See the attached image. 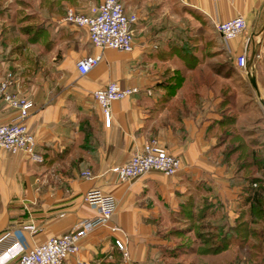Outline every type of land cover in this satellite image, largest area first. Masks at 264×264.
<instances>
[{
	"label": "crops",
	"instance_id": "obj_1",
	"mask_svg": "<svg viewBox=\"0 0 264 264\" xmlns=\"http://www.w3.org/2000/svg\"><path fill=\"white\" fill-rule=\"evenodd\" d=\"M100 1L42 0L33 15L48 38L24 48L33 61L37 52L38 61L19 63L13 52L0 57V81L10 74L8 90L32 102L25 122L42 156L33 162L22 150L0 148V237L10 231L16 241L13 249L10 240L0 241V250L7 249L0 262L17 264V247L93 218L83 196L96 188L115 198L116 209L106 225L80 239L79 255L91 264H264V240L251 230L264 234V206L251 213L237 153H226L244 144L264 151V0H122L126 13L137 16L129 52L97 48L84 26L64 19L68 7L88 14ZM236 15L246 29L224 40L215 25ZM243 52L247 61L254 53L256 88L235 64ZM96 54L99 63L81 74L77 60ZM112 81L138 91L111 102L106 124L92 92ZM15 116L3 102L0 123ZM151 139L180 157V170L119 180L112 167ZM240 219L249 221L243 237L219 251L203 250ZM198 230L206 231V242ZM176 245L181 254L169 255ZM65 264H74V256Z\"/></svg>",
	"mask_w": 264,
	"mask_h": 264
},
{
	"label": "built area",
	"instance_id": "obj_2",
	"mask_svg": "<svg viewBox=\"0 0 264 264\" xmlns=\"http://www.w3.org/2000/svg\"><path fill=\"white\" fill-rule=\"evenodd\" d=\"M64 19L78 26H84L90 42L99 49L114 48L126 52L133 49V26L137 16L126 13L122 0H101L89 8L88 14L68 7ZM215 28L224 40H230L245 31L246 21L243 16L236 15L217 23ZM100 59L101 54L84 56L77 60L76 68L81 74H85L94 68ZM246 62L245 52L235 57L238 68L243 69ZM10 83V74L0 81V108L4 102L16 110V116L8 122L0 123V148L10 152L22 150L31 161L41 162L42 156L34 148L35 138L27 130L25 122L32 102L26 96L9 91ZM137 91V87L120 86L112 81L103 88L94 90L92 96L101 109L104 121L109 124L111 102L131 96ZM181 165L180 157L169 153L159 145L156 139H151L144 143L140 150L134 152L126 162L113 166L112 171L119 180L129 181L151 170L172 176L180 170ZM82 175L91 176L89 171L83 172ZM83 200L96 211L93 218L81 220L74 228L59 235H52L28 249L17 247L15 251H20L17 264H65V259L69 255L74 256V264H91L79 255L80 239L90 228L108 223L116 209V200L112 195L105 194L96 188L88 190ZM26 228L35 230L32 225ZM12 234L6 231L0 237V241L10 240L7 249H13L11 247L16 244ZM115 244L120 249H124L122 240L115 239ZM7 249L0 250V254ZM124 254H127L126 251Z\"/></svg>",
	"mask_w": 264,
	"mask_h": 264
},
{
	"label": "trees",
	"instance_id": "obj_3",
	"mask_svg": "<svg viewBox=\"0 0 264 264\" xmlns=\"http://www.w3.org/2000/svg\"><path fill=\"white\" fill-rule=\"evenodd\" d=\"M43 31V29H42ZM22 32L30 35V40L32 42L37 41L39 36H41V28H38V30L35 32H30V28L28 25L22 27ZM37 33V35H36ZM227 155H232L233 153H237V170L241 172V175L244 177L243 182V190L248 194L249 201H251V213L255 214L254 209H259L264 206V151H255L252 149H249L247 145H243V148L241 150H230L226 152ZM256 171L261 172L262 177H257L254 175ZM255 184V185H254ZM258 210V211H259ZM256 216V215H254ZM202 217V215H200ZM197 218L198 219H200ZM249 221H246L244 219H240L236 227L225 230L220 238L214 241V243L210 246H205L203 250H211V251H219L222 249H225L230 242H232L234 239H236L237 236H244L242 234V230H244L243 226L248 225ZM203 223H200L199 229L203 228ZM249 229L250 228H246ZM252 232L257 233V236H259L260 242L264 240V234L262 233V230H256L254 228L251 229ZM197 234L200 235V237L204 238V241L206 242V231H197ZM254 248L259 249L260 244L253 245ZM181 249L178 245H176L173 248H168L167 252L169 255L178 256L181 254ZM111 264H117L111 263ZM160 264H195L192 261H184V260H178V261H169L164 260L161 261Z\"/></svg>",
	"mask_w": 264,
	"mask_h": 264
},
{
	"label": "rangeland",
	"instance_id": "obj_4",
	"mask_svg": "<svg viewBox=\"0 0 264 264\" xmlns=\"http://www.w3.org/2000/svg\"><path fill=\"white\" fill-rule=\"evenodd\" d=\"M42 0H0V57L5 58L11 55V52L16 53L19 63H32V56L27 49L29 43H41L45 35L46 40L48 33L43 34L44 22L40 18H35L33 13L37 9V5ZM28 25L30 32L37 31L41 28V36L38 40L32 42L30 40L31 33L22 32V27ZM37 35V33H36ZM53 43V42H52ZM43 45V44H42ZM40 45V46H42ZM42 48V47H41ZM37 52L35 60L38 61ZM54 60H52L53 62ZM55 72H51L53 77ZM159 172V171H158ZM163 173V172H162Z\"/></svg>",
	"mask_w": 264,
	"mask_h": 264
},
{
	"label": "water",
	"instance_id": "obj_5",
	"mask_svg": "<svg viewBox=\"0 0 264 264\" xmlns=\"http://www.w3.org/2000/svg\"><path fill=\"white\" fill-rule=\"evenodd\" d=\"M253 56H254V53L251 55L250 59L246 62V65H245V69H246V72H247V76L252 84V86L254 88H256V82H255V78L251 72V65H252V59H253ZM260 103L261 105L263 106L264 108V100L260 99Z\"/></svg>",
	"mask_w": 264,
	"mask_h": 264
}]
</instances>
